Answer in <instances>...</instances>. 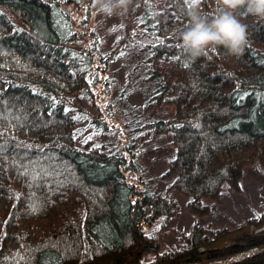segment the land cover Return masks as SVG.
Wrapping results in <instances>:
<instances>
[{"label": "trees", "instance_id": "obj_1", "mask_svg": "<svg viewBox=\"0 0 264 264\" xmlns=\"http://www.w3.org/2000/svg\"><path fill=\"white\" fill-rule=\"evenodd\" d=\"M0 5L28 27L0 11V264H143L148 253L155 257L144 264H198L264 244L261 218L246 231L194 226L182 236L185 247L159 253L146 227L178 214V204L126 173L140 171L138 144L170 134L173 153L162 176L201 217L211 210L203 200H216L223 184L240 191L245 167L257 163L264 171V20L240 10L248 37L242 54L218 47L193 61L181 47L191 23L185 0L171 2L167 20L146 3L136 12L140 32L126 30L106 52L98 29L74 14L78 0ZM218 8V0H201L199 12L211 20ZM124 50L138 59L129 60L134 72L156 58L174 64L149 69L146 109L119 148H79L76 123L88 113L70 96L94 97L90 72L99 67V77ZM91 121L108 128L97 116ZM231 232L238 233L223 241ZM233 264H264V251Z\"/></svg>", "mask_w": 264, "mask_h": 264}, {"label": "rangeland", "instance_id": "obj_2", "mask_svg": "<svg viewBox=\"0 0 264 264\" xmlns=\"http://www.w3.org/2000/svg\"><path fill=\"white\" fill-rule=\"evenodd\" d=\"M172 1L174 0H134L128 13L107 17L98 13L95 0H78L81 8L77 9L74 14L77 17L84 16L89 28L96 27L98 29L102 34V46L106 48L103 51L106 52L117 46L119 39L126 34V30L130 33L139 31L136 12L142 6L146 3H153L167 20L174 17L173 11L169 8ZM72 3L76 4L77 2H69V4ZM73 4L72 7H78V4ZM0 11L8 21L14 22L22 28H28L25 24L20 23L9 9L0 5ZM161 41L180 44L170 39ZM119 47L121 46L117 48ZM126 51H120V55L111 60L106 66V70L101 71L99 77L97 73L100 70L99 67L90 72L91 79L97 78V81L92 85L96 92L94 97L87 94L86 91H79L70 96L88 113L76 123L75 144L79 148L87 147L88 149L100 145H104L107 150L119 148L125 142L126 137L130 135L132 120L136 113L140 112L142 108L144 111L146 109L143 107V96L147 84L146 77H149L151 73L149 69L160 68L166 71L174 64L172 58H156L149 62H140L139 68L136 67L137 70L134 72L129 60L132 59L131 62H134L138 59L132 58L131 53H126ZM142 55H146V52H143ZM129 71H133V74H130ZM163 111L169 115L172 114L170 106L163 107ZM96 116L107 121V129L91 121V118ZM170 141L171 135L165 134L138 144L134 150L140 171L126 172L128 178L139 183L142 188L156 189L165 199H173L178 204V214L171 217L161 216L151 226L146 227V234L152 236L159 243V253H167L185 247L182 236L187 235L194 226L214 231L223 229L236 231L242 227L240 230L246 231L251 226L248 225L249 220L252 222L254 220L255 224L264 223V221L260 223L261 218H264V171L257 163L243 169L240 191H235L227 184H223L220 196L216 200H203L202 203L211 207L209 214L198 217L189 213L186 207L188 198L176 189L168 188L172 178L162 176L173 153ZM154 257L155 254L148 253L141 259V262L143 264L150 262Z\"/></svg>", "mask_w": 264, "mask_h": 264}, {"label": "clouds", "instance_id": "obj_3", "mask_svg": "<svg viewBox=\"0 0 264 264\" xmlns=\"http://www.w3.org/2000/svg\"><path fill=\"white\" fill-rule=\"evenodd\" d=\"M97 11L107 17L128 13L134 0H95ZM191 18L190 26L181 33V47L193 61L209 50L223 47L228 54L239 56L247 43V26L236 13L240 10L264 20V0H218L219 8L209 20L199 12L201 0H185Z\"/></svg>", "mask_w": 264, "mask_h": 264}, {"label": "water", "instance_id": "obj_4", "mask_svg": "<svg viewBox=\"0 0 264 264\" xmlns=\"http://www.w3.org/2000/svg\"><path fill=\"white\" fill-rule=\"evenodd\" d=\"M262 224H253L250 226V228H254L256 226L260 227ZM264 225V224H263ZM238 232H231L230 235L224 237L222 240H228V239H231L233 238L234 236L233 235H236ZM264 251V244L262 245H259L257 247H254L250 250H247V251H244L242 253H239V254H236L234 256H231V257H227V258H224V259H220V260H215V261H210V262H204V263H198V264H233L235 262H238V261H241L243 259H246L250 256H253L257 253H260ZM197 264V263H196Z\"/></svg>", "mask_w": 264, "mask_h": 264}]
</instances>
